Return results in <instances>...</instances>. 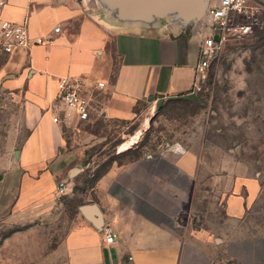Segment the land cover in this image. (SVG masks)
<instances>
[{
	"label": "crops",
	"instance_id": "0c3cea01",
	"mask_svg": "<svg viewBox=\"0 0 264 264\" xmlns=\"http://www.w3.org/2000/svg\"><path fill=\"white\" fill-rule=\"evenodd\" d=\"M82 2L83 7L80 0H0V20L25 23L31 38L46 41L16 48L5 64V84L21 89L30 132L17 156L0 165V219L22 227L0 239V264H179L177 221L193 194L196 158L175 148L140 149L132 160L111 165L81 202L67 205L83 171L86 140L67 148L63 126L53 124L46 109L64 76L83 79L85 94L107 119L144 116L156 94L184 99L193 92L203 27L177 0ZM249 2L264 11V0ZM97 81L105 83L102 90L95 88ZM66 149L77 159L55 169ZM73 169L78 171L72 178ZM247 180L253 200L257 180L238 177L236 184L250 191ZM60 181L66 186L62 195ZM229 198L228 216H242L244 204L232 214ZM82 204L97 205L99 225L81 213ZM104 226L116 233L114 243L105 242Z\"/></svg>",
	"mask_w": 264,
	"mask_h": 264
},
{
	"label": "rangeland",
	"instance_id": "374dc122",
	"mask_svg": "<svg viewBox=\"0 0 264 264\" xmlns=\"http://www.w3.org/2000/svg\"><path fill=\"white\" fill-rule=\"evenodd\" d=\"M80 4L83 7L82 0ZM256 21L228 39L211 62L199 81V101L165 99L159 108L151 103L144 116L132 119L102 118L97 106L91 122L63 126L67 148L86 140L81 148L83 171L76 178L75 195L66 204L81 202L103 170L132 160L140 149L175 148L197 160L193 194L177 221L182 245L179 264H264V11L258 10ZM7 60L0 55V165L6 164L3 159L15 158L30 132L21 89L5 84ZM141 108L138 104L135 110ZM48 135L42 136L45 143ZM130 139L136 140L134 147ZM124 145L133 148L122 152ZM76 159L77 153L66 149L54 168ZM238 177L257 180L255 199H251L253 183L247 180L250 191L241 189ZM228 198L232 214L244 204L242 216H228ZM21 228L0 219V239Z\"/></svg>",
	"mask_w": 264,
	"mask_h": 264
},
{
	"label": "built area",
	"instance_id": "2783aa9c",
	"mask_svg": "<svg viewBox=\"0 0 264 264\" xmlns=\"http://www.w3.org/2000/svg\"><path fill=\"white\" fill-rule=\"evenodd\" d=\"M259 8L250 4L249 0H205V11L197 24L203 27L199 47V60L195 65V80L193 92L197 93L201 86L199 81L205 78L211 62L218 56L228 39L238 37L249 24L256 23ZM240 19L245 23H240ZM54 31H59L55 27ZM217 36V39H215ZM46 42L43 37H30L27 25L8 20H0V54H11L16 48H28L33 44ZM54 102L46 111L50 114L53 124L69 126L72 121L87 123L95 117L96 108L91 97L85 94V81L74 76H64L57 79ZM103 81H97L95 88L102 90ZM64 182L58 183V193L64 194ZM104 240L112 244L116 233L111 227L104 226Z\"/></svg>",
	"mask_w": 264,
	"mask_h": 264
},
{
	"label": "water",
	"instance_id": "95a60500",
	"mask_svg": "<svg viewBox=\"0 0 264 264\" xmlns=\"http://www.w3.org/2000/svg\"><path fill=\"white\" fill-rule=\"evenodd\" d=\"M177 3L185 9H189V16L192 17L194 20H199L203 17L204 11H205V0H177ZM215 39H217V36H215ZM182 98L193 100V101H199L196 93L190 92L181 95ZM154 98L156 100L157 108L160 107L162 101H163V95L156 94L154 95ZM15 156H17V151L14 152ZM78 169H73L70 176H74L75 173H77ZM81 213L90 221H92L95 225L100 224V218H101V212L97 205L95 204H82L79 207Z\"/></svg>",
	"mask_w": 264,
	"mask_h": 264
},
{
	"label": "trees",
	"instance_id": "16d2710c",
	"mask_svg": "<svg viewBox=\"0 0 264 264\" xmlns=\"http://www.w3.org/2000/svg\"><path fill=\"white\" fill-rule=\"evenodd\" d=\"M0 55H2V56H7L6 54H0ZM103 118V117H102ZM89 122H91V121H89ZM88 123V122H87ZM98 130L97 129H95V133L97 132ZM85 157V159H84V161H86V158L89 156V153H87V152H85V155H84ZM109 168V167H108ZM108 168H106L105 170H103V172H101L97 177H96V180L98 179V177H100L102 174H104L107 170H108ZM95 180V181H96Z\"/></svg>",
	"mask_w": 264,
	"mask_h": 264
},
{
	"label": "bare ground",
	"instance_id": "6f19581e",
	"mask_svg": "<svg viewBox=\"0 0 264 264\" xmlns=\"http://www.w3.org/2000/svg\"><path fill=\"white\" fill-rule=\"evenodd\" d=\"M131 140V139H130ZM133 141V139L131 141H129L128 143H131ZM134 142V141H133ZM127 145H124L122 149H126Z\"/></svg>",
	"mask_w": 264,
	"mask_h": 264
}]
</instances>
